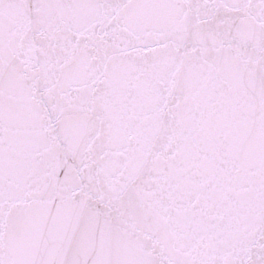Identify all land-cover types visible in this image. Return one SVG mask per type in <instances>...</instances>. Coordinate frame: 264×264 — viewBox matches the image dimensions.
Segmentation results:
<instances>
[{"label": "snow or ice", "instance_id": "snow-or-ice-1", "mask_svg": "<svg viewBox=\"0 0 264 264\" xmlns=\"http://www.w3.org/2000/svg\"><path fill=\"white\" fill-rule=\"evenodd\" d=\"M0 264H264V0H0Z\"/></svg>", "mask_w": 264, "mask_h": 264}]
</instances>
